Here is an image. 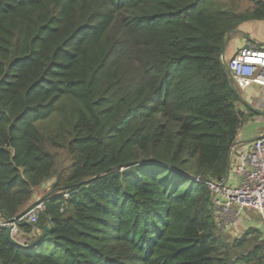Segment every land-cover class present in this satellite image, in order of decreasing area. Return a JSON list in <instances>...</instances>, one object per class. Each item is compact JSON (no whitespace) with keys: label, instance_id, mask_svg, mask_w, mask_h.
Returning <instances> with one entry per match:
<instances>
[{"label":"trees","instance_id":"1","mask_svg":"<svg viewBox=\"0 0 264 264\" xmlns=\"http://www.w3.org/2000/svg\"><path fill=\"white\" fill-rule=\"evenodd\" d=\"M239 3L0 0V221L45 196L0 264H264L205 184L254 114L221 47L264 1Z\"/></svg>","mask_w":264,"mask_h":264},{"label":"built area","instance_id":"2","mask_svg":"<svg viewBox=\"0 0 264 264\" xmlns=\"http://www.w3.org/2000/svg\"><path fill=\"white\" fill-rule=\"evenodd\" d=\"M224 64L234 85L244 91L251 85L264 89V49L247 44L239 49ZM235 150L236 163L233 166L234 182L229 169L220 180H206L205 184L213 194L214 204L219 215L218 224L228 228L241 219L244 212L253 210L260 216L264 233V134L257 137L248 148L232 146ZM66 196V195H65ZM44 210L42 201H35L25 215L14 222L2 220L0 226L10 229L11 235L20 241L18 223H35L37 216Z\"/></svg>","mask_w":264,"mask_h":264},{"label":"crops","instance_id":"3","mask_svg":"<svg viewBox=\"0 0 264 264\" xmlns=\"http://www.w3.org/2000/svg\"><path fill=\"white\" fill-rule=\"evenodd\" d=\"M248 1V4L242 6L240 0V10L251 7V1L253 0ZM232 35L233 41L230 44ZM225 39L226 43L222 54L223 61L225 59V54H227L228 59H230L239 49L247 44H253L264 49V19H247L242 21L236 29L227 34ZM241 98L242 101L239 107L243 110L251 108L254 114L241 125L238 130L236 141L232 146H243L248 148L257 137L264 134V89L251 85L246 90L241 91ZM230 159H232V166H234L236 163L235 150H230ZM230 178L233 182L237 179L232 173H230ZM233 224L231 225V227L233 226L232 228L241 227L246 229L247 227L254 226L262 229L261 221L256 218V215L253 214L252 211L244 212L241 219Z\"/></svg>","mask_w":264,"mask_h":264},{"label":"rangeland","instance_id":"4","mask_svg":"<svg viewBox=\"0 0 264 264\" xmlns=\"http://www.w3.org/2000/svg\"><path fill=\"white\" fill-rule=\"evenodd\" d=\"M248 0H241V3H242V6H245V4H248ZM252 2V1H251ZM232 41H233V35H232V38H231V41H230V44L232 43ZM229 44V45H230ZM228 60V56H227V54H225V59H224V61H227ZM230 173H233V166L230 168ZM49 184H50V182H48L43 188L45 189V191H47L48 190V188H49ZM41 198V193H39V192H37L36 194H35V196H34V200L32 201V203H34L35 201H37L38 199H40ZM247 211H252L253 212V214H255L256 215V218L257 219H259L260 220V217H259V215L257 214V213H255L253 210H247ZM242 230H243V228H236V227H234V228H232L231 226H229L228 228H224L222 231H223V233L225 234V235H227L228 237H233V236H237V235H239L241 232H242ZM21 240V239H20ZM23 241V240H22ZM51 245L50 244H44L43 245V248L41 249L43 252H50L51 251Z\"/></svg>","mask_w":264,"mask_h":264},{"label":"water","instance_id":"5","mask_svg":"<svg viewBox=\"0 0 264 264\" xmlns=\"http://www.w3.org/2000/svg\"><path fill=\"white\" fill-rule=\"evenodd\" d=\"M226 43V39L221 47V54H223V50H224V45ZM45 197V196H44ZM44 197H41L40 199H38V201H42V199ZM32 204L30 206H28L24 211H22L20 214H18L16 217L10 219V220H7V221H11V222H14L16 221L17 219H19L20 217H22L23 215H25L27 213V211L31 208ZM4 220H6L4 217H2ZM24 223H26V221H24ZM47 231V228H44V232ZM7 239L8 241H10L11 243H14V244H17V245H23L19 240H17L16 238H14L12 235H11V232H10V229H7Z\"/></svg>","mask_w":264,"mask_h":264}]
</instances>
